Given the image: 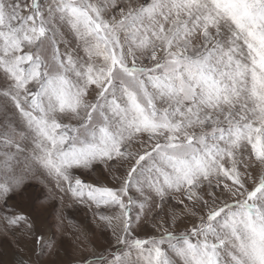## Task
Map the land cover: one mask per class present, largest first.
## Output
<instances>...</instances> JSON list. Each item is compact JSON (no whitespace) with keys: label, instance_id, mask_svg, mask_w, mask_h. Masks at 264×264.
<instances>
[{"label":"snow or ice","instance_id":"obj_1","mask_svg":"<svg viewBox=\"0 0 264 264\" xmlns=\"http://www.w3.org/2000/svg\"><path fill=\"white\" fill-rule=\"evenodd\" d=\"M33 181L111 239L63 259L10 203ZM9 236L11 264H264V0H0Z\"/></svg>","mask_w":264,"mask_h":264},{"label":"rangeland","instance_id":"obj_2","mask_svg":"<svg viewBox=\"0 0 264 264\" xmlns=\"http://www.w3.org/2000/svg\"><path fill=\"white\" fill-rule=\"evenodd\" d=\"M102 171V168L98 167L95 172L85 171L84 176L90 180L102 178ZM107 175L104 172V177ZM61 195L63 194L52 192L38 181H33L23 197L18 196L10 203L36 215L38 223L49 237L55 235V240L61 246V257L71 261L81 255V252L76 250L77 236L80 239L87 236L89 240L101 245L111 239V232L98 222L92 210L77 203L70 194L64 195L63 200ZM10 239V236L7 240L0 237V264H11L16 255V248L8 242ZM83 254L87 255V252Z\"/></svg>","mask_w":264,"mask_h":264}]
</instances>
